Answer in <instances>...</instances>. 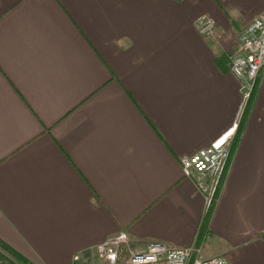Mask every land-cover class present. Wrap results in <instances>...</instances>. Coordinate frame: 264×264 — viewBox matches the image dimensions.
<instances>
[{
  "label": "crops",
  "instance_id": "obj_1",
  "mask_svg": "<svg viewBox=\"0 0 264 264\" xmlns=\"http://www.w3.org/2000/svg\"><path fill=\"white\" fill-rule=\"evenodd\" d=\"M263 13L264 0H0V242L25 264H75L120 231L136 250L198 236L203 257L264 264V71L205 222L179 163L234 122L229 55Z\"/></svg>",
  "mask_w": 264,
  "mask_h": 264
},
{
  "label": "built area",
  "instance_id": "obj_2",
  "mask_svg": "<svg viewBox=\"0 0 264 264\" xmlns=\"http://www.w3.org/2000/svg\"><path fill=\"white\" fill-rule=\"evenodd\" d=\"M194 27L200 35L209 37L215 34L217 24L213 18L202 14L194 20ZM228 67L240 79L242 97L234 122L208 146L179 159L183 177L203 195L206 212L217 200L241 117L264 71V13L247 22L238 32ZM95 250L96 258L83 260L75 256V264H229L221 255L203 257L198 236L186 246L171 247L152 242L136 250L130 247L127 233L120 231L98 244Z\"/></svg>",
  "mask_w": 264,
  "mask_h": 264
},
{
  "label": "trees",
  "instance_id": "obj_3",
  "mask_svg": "<svg viewBox=\"0 0 264 264\" xmlns=\"http://www.w3.org/2000/svg\"><path fill=\"white\" fill-rule=\"evenodd\" d=\"M213 205L207 210L205 217H204V222L206 221V219L208 218V216L210 215L211 211H212ZM0 248L6 250L8 252V254L11 256V259L8 258L7 256H4L3 254H0V258L6 262L7 264H16L15 261L21 262L25 264V261L20 258V256H18L14 251L10 250L8 247H6L3 243L0 242ZM15 261H13V260Z\"/></svg>",
  "mask_w": 264,
  "mask_h": 264
},
{
  "label": "rangeland",
  "instance_id": "obj_4",
  "mask_svg": "<svg viewBox=\"0 0 264 264\" xmlns=\"http://www.w3.org/2000/svg\"><path fill=\"white\" fill-rule=\"evenodd\" d=\"M0 250H3V249L0 248ZM0 264H6V263L0 258Z\"/></svg>",
  "mask_w": 264,
  "mask_h": 264
}]
</instances>
